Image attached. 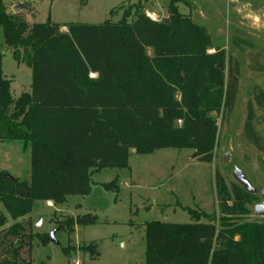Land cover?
I'll use <instances>...</instances> for the list:
<instances>
[{
	"label": "trees",
	"instance_id": "16d2710c",
	"mask_svg": "<svg viewBox=\"0 0 264 264\" xmlns=\"http://www.w3.org/2000/svg\"><path fill=\"white\" fill-rule=\"evenodd\" d=\"M169 8L168 20L132 5L117 21L29 24L0 0L4 44L33 72L31 91L14 98L0 49V142L20 140L31 148L30 181L5 178L0 167V202L15 220L5 229L0 210V264H33L36 201L64 204L70 195H89L95 172L129 167L131 148H190L194 157L212 161L219 133L212 114L227 120L233 112L241 63L175 2ZM233 41L255 47L242 37ZM250 68L264 72V51L255 53ZM247 107L246 139L261 153L264 170V138L256 126L257 112L264 111L261 85ZM105 187L119 191L117 180ZM216 188L220 224L147 222L145 264H264V221H229L248 214L258 198L219 171ZM96 221L84 215L67 224ZM40 241L46 245L51 237L40 234Z\"/></svg>",
	"mask_w": 264,
	"mask_h": 264
},
{
	"label": "rangeland",
	"instance_id": "374dc122",
	"mask_svg": "<svg viewBox=\"0 0 264 264\" xmlns=\"http://www.w3.org/2000/svg\"><path fill=\"white\" fill-rule=\"evenodd\" d=\"M172 2L181 13L206 26L214 44L225 47L228 55L238 58L241 63L239 94L233 112L227 120L221 114H212L219 127L212 161L194 157V150L190 148H162L151 153H139L131 148L129 167L104 168L95 172L89 195H70L64 204L36 201L30 214L35 233L33 264H145V224L159 220L219 225L222 213L216 172L219 171L228 182H237L233 175L236 167L245 172L257 189L258 199L248 204V214L237 215L229 221H264V216L254 212L255 205L264 202L261 153L247 141L245 134L248 101L255 85L264 88V72L250 68L255 53L264 51V0H88L86 4L82 0H4L10 12H14L16 5L23 4L25 7L18 13L29 24L44 23L49 19L60 24L117 21L132 5H140L149 17L161 20L171 16ZM62 29L66 30V27ZM235 37L247 39L255 47L240 48L234 45ZM0 49L4 53V74L11 80L14 98L24 91L30 92L32 68L26 62H18L12 49L6 48L1 26ZM256 126L264 138V111L257 112ZM226 156L228 160L224 162ZM0 167L13 177L30 181V146L25 148L20 140L0 142ZM114 180L119 185L118 192L105 187ZM0 210L7 217L6 229L15 220L2 202ZM84 215L97 216L96 223L67 224L69 219ZM54 230L58 242L42 244L40 234L50 236ZM92 245L97 247L94 249ZM66 247L71 248L69 255L64 252Z\"/></svg>",
	"mask_w": 264,
	"mask_h": 264
},
{
	"label": "water",
	"instance_id": "95a60500",
	"mask_svg": "<svg viewBox=\"0 0 264 264\" xmlns=\"http://www.w3.org/2000/svg\"><path fill=\"white\" fill-rule=\"evenodd\" d=\"M25 6L23 4H18L14 7V12L18 13L22 8H24ZM166 20H168V18H166ZM228 160V157L226 156L224 158V162H226ZM233 175L236 178V180L247 189V191L249 192H255L256 188L252 185V183L250 182L249 178L246 176L245 172L239 168L236 167L233 171ZM4 177L8 178V179H12L14 178L12 175H10L7 172H4ZM263 195H264V190H263ZM255 214L258 216H264V203H259L255 206ZM51 237V241H57L56 238V230L52 231L50 234Z\"/></svg>",
	"mask_w": 264,
	"mask_h": 264
},
{
	"label": "flooded vegetation",
	"instance_id": "af4514ba",
	"mask_svg": "<svg viewBox=\"0 0 264 264\" xmlns=\"http://www.w3.org/2000/svg\"><path fill=\"white\" fill-rule=\"evenodd\" d=\"M252 193L255 195V197L258 198L257 189H256L255 192H252ZM262 195H263V191H262ZM263 197H264V195H263ZM263 203H264V202H263ZM257 204H259V203H257ZM257 204H256V205H257ZM256 205H255V206H256ZM254 212H255V208H254Z\"/></svg>",
	"mask_w": 264,
	"mask_h": 264
},
{
	"label": "built area",
	"instance_id": "2783aa9c",
	"mask_svg": "<svg viewBox=\"0 0 264 264\" xmlns=\"http://www.w3.org/2000/svg\"><path fill=\"white\" fill-rule=\"evenodd\" d=\"M48 202H50V203H51V201H48Z\"/></svg>",
	"mask_w": 264,
	"mask_h": 264
},
{
	"label": "crops",
	"instance_id": "0c3cea01",
	"mask_svg": "<svg viewBox=\"0 0 264 264\" xmlns=\"http://www.w3.org/2000/svg\"><path fill=\"white\" fill-rule=\"evenodd\" d=\"M8 9V8H7ZM8 11H9V9H8Z\"/></svg>",
	"mask_w": 264,
	"mask_h": 264
}]
</instances>
